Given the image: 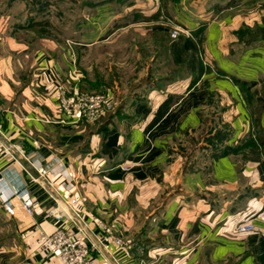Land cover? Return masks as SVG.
I'll list each match as a JSON object with an SVG mask.
<instances>
[{"label": "crops", "instance_id": "crops-1", "mask_svg": "<svg viewBox=\"0 0 264 264\" xmlns=\"http://www.w3.org/2000/svg\"><path fill=\"white\" fill-rule=\"evenodd\" d=\"M37 1L0 0V129L11 145L0 168L11 188L28 186L38 227L73 229L63 204L50 214L52 188L31 181L19 151L77 170L62 192L79 198L89 225L80 240L97 264H264V224L234 229L264 211L263 0H60L79 14L59 13L50 38L32 21ZM85 52L100 54L101 65L113 54V87L133 85L124 105L105 124L48 122L61 116L57 90L93 88L89 56L76 59ZM48 179L62 189L59 175ZM93 218L123 245L105 253ZM25 230L36 249L35 225L0 205V248L19 245ZM34 252H0V264H60Z\"/></svg>", "mask_w": 264, "mask_h": 264}, {"label": "built area", "instance_id": "built-area-1", "mask_svg": "<svg viewBox=\"0 0 264 264\" xmlns=\"http://www.w3.org/2000/svg\"><path fill=\"white\" fill-rule=\"evenodd\" d=\"M182 28L177 26L170 32L171 38H176ZM185 33L188 31L185 30ZM57 95V108L61 114L58 120H49L51 123L74 124L81 121H95L99 119L105 106L109 102V96L103 92H85L72 89L70 92L60 89ZM2 139V141H1ZM6 141L8 143L3 142ZM35 148L40 147L38 140H33ZM29 165L37 172L40 184L57 191L61 203L65 207L64 217L75 226L80 238H88L89 225L84 221L78 209L79 199L74 195H65L62 191H70L74 188L78 179V172L75 169H68L63 164L46 163L42 164L36 158H29L23 151H19ZM4 153L11 154L9 138L0 129V158ZM128 167H125L127 169ZM49 174H57L62 179V189L56 190L53 182L48 179ZM35 179V180H36ZM38 182V183H39ZM0 201L3 209L14 215L17 211L31 214L34 201L27 187L23 184L11 188L6 181L4 170L0 168ZM93 221L98 225L101 232L97 237L105 253H110L113 246H122L123 240L119 236L112 234L109 227L97 218ZM264 224V211H261L247 220L239 221L234 225L237 232H250L261 229ZM73 231L64 227H58L50 233L41 232L40 240L44 242L49 255L56 258L61 264H97L91 256V246L86 242L78 240Z\"/></svg>", "mask_w": 264, "mask_h": 264}, {"label": "rangeland", "instance_id": "rangeland-1", "mask_svg": "<svg viewBox=\"0 0 264 264\" xmlns=\"http://www.w3.org/2000/svg\"><path fill=\"white\" fill-rule=\"evenodd\" d=\"M49 1H51V0H38L37 1L38 6H39V10L37 11V15L35 14L36 17H33L32 21L35 22V23H37L38 25L43 26V27H40V29L43 31V35L50 34L48 36L50 38L52 36V34H54L53 32H55V30L57 29V27H56L57 25L55 23H56V19H57L56 16L59 13H61L63 15V11H64L67 14L72 13L73 16H74L76 13L79 14V11H78L77 7L74 6V5H72V10L71 11H67V7H66L67 5H65L64 2L63 1H60V0H57L56 1V3H58L57 5H54V6L52 5L51 7H49L48 6ZM252 1H255V0H252ZM262 3L264 5V0H263ZM2 7L3 6L0 5V8H2ZM263 9H264V6H263ZM32 21L30 20V22H32ZM49 24H50V26H53L54 27V29H52V31H49L47 29V27H49ZM33 25H35V24H33ZM45 31H47V33ZM59 35H61V34H59ZM58 37L59 36H57V38ZM85 55H88L89 58H90L89 60H91L90 61V67L93 68L92 69V71H93L92 74H93V77L95 78V84L92 85L93 88H91L90 86H88V90H90L88 92H103V93L107 94L112 99L105 106V108L103 110V114H102V116L99 119H97L95 121H85L84 120V121H81V122H87L88 125H96V124H99V123L105 124V123H107V118H108V117L106 118V116L109 115L110 113L114 114L115 112H119L120 108H122V106L124 105L126 99H123V98H125L129 94V92H130L129 89L127 88L129 84H126V85L125 84H121V85H118V87H115V86L113 87V83L111 81L113 79L112 76H114V75L112 74V72H110V70H108V68L109 67L111 68L112 66H115L117 64V62L116 63H113L112 62V60H111V57L113 55L112 53H109L108 56L110 58L107 59L108 61L107 60H104L102 62V65H101V61H97V59H98V57H99L100 54H97V53L95 54V52H87V53L85 52V53L77 54L76 55V59L78 60L81 56H84L85 57ZM89 60H88V62H89ZM106 61L108 62L107 65H105L107 63ZM142 65H143L142 62H140V60H138L137 61V66H136V76L137 77H138L139 73L142 72ZM104 67L105 68L107 67L106 68L107 69V72L106 73L104 71ZM119 73H122V71L120 70ZM119 73H117V71H116V74H118V76H119ZM122 77L123 78H126L125 75L122 76ZM140 80L141 79H139L136 83H138ZM107 83H112V84L110 86H108ZM131 86L133 87V85L130 84L129 87H131ZM89 88H91V89H89ZM108 88H110V90ZM113 88H115V89L116 88L117 89L120 88V94L119 95L113 94V92H112L113 91ZM59 90H57V91H59ZM62 90H63V88H62ZM85 92H87V91H85ZM117 103H118V105H117ZM56 104H57V95H56ZM81 122L74 123V125L75 124L76 125L77 124H80ZM220 124L221 123L219 122L216 125V134L214 135V138H213V141H215V142L220 141L222 139L221 138L222 135H220V132L223 130V126L224 125L223 124L220 125ZM219 125H220V127H219ZM90 127H92V126H90ZM203 135H205V133H203ZM207 139L208 140H211L209 138H207ZM203 141H205L204 138H203ZM214 151L218 153V152H221L223 150L222 149H220V150L219 149L218 150L215 149ZM33 171L35 172V174L33 176H31L32 177L31 178V181L32 182H35V183H38L39 180H38V178L36 179L37 172L34 169H33ZM39 184H40V182H39ZM25 186L27 187V189L29 191V194L33 198V196L31 194L28 186L27 185H25ZM55 189L56 190H58V189L60 190V188L57 187V186L55 187ZM51 196L54 199V208H52V211H50V214H52L54 212L57 213L56 207L59 208V206H57V205L62 204L61 203V200L59 199V195L57 194V191L54 192V189H52ZM33 201H34V199H33ZM0 205H1V201H0ZM34 205H35V202H34ZM1 208L3 209L2 205H1ZM33 209H34V207H33ZM4 212L8 216H10L11 218H13L15 222L27 223V222H30L31 221L32 224L35 225V244H36V249H35V246L34 245L33 246H31L30 244H26L25 245V243H28L27 242V240H28L27 238H29L27 236L28 233L25 230L26 231V234L25 235H23V232L24 231L19 234L21 236V240H20L21 242L20 243L23 244L24 246H22L20 243H19V245H17V244L16 245H14V244L8 245L7 243H5V245H3L2 248H0V250H2L0 252H2V253L7 252V254L10 252V253H12V255H16V256L22 255L23 251H28L30 254L35 253L34 251L44 252V253L48 254L47 251H46V247L44 245V242H42L40 240L41 232H45V231L38 227V221L34 218V211H32L31 214H25V213H22L21 211H17V213H15L14 215H9L5 210H4ZM81 215L84 218V221L86 223H88V221L86 219V216L82 212H81ZM68 223L73 228V229H70V228H68V229L71 230V231H73L75 234H77L75 236L77 237L78 240L81 239L80 236L78 235V232H76L75 226L72 225V223L70 221H68ZM64 228H66V227H64ZM15 235H16V233H14L13 236H15ZM7 236H8L7 238L10 239L9 237H11L12 235L10 236L9 233H8ZM7 241L9 242V240H7ZM6 249H8V251H6Z\"/></svg>", "mask_w": 264, "mask_h": 264}, {"label": "bare ground", "instance_id": "bare-ground-1", "mask_svg": "<svg viewBox=\"0 0 264 264\" xmlns=\"http://www.w3.org/2000/svg\"><path fill=\"white\" fill-rule=\"evenodd\" d=\"M65 210V208H63Z\"/></svg>", "mask_w": 264, "mask_h": 264}]
</instances>
